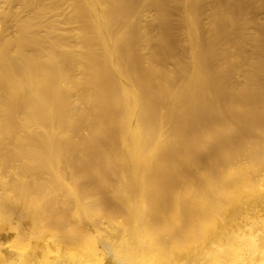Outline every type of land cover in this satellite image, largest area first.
Masks as SVG:
<instances>
[{"label":"bare ground","instance_id":"obj_1","mask_svg":"<svg viewBox=\"0 0 264 264\" xmlns=\"http://www.w3.org/2000/svg\"><path fill=\"white\" fill-rule=\"evenodd\" d=\"M0 264H264V0H0Z\"/></svg>","mask_w":264,"mask_h":264}]
</instances>
